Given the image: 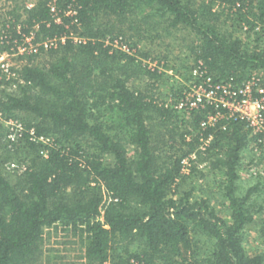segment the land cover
I'll return each mask as SVG.
<instances>
[{
  "label": "trees",
  "instance_id": "trees-1",
  "mask_svg": "<svg viewBox=\"0 0 264 264\" xmlns=\"http://www.w3.org/2000/svg\"><path fill=\"white\" fill-rule=\"evenodd\" d=\"M160 29L187 31L178 46L190 51L188 75L201 62L216 81L264 76V0H0V53H15L28 36L66 37L43 66L39 52L25 51L21 64L0 68V264H43L46 231L59 226L81 231L85 264L112 256V264H264V253L244 244L258 211L264 232V196L250 202L264 193V166L255 186L238 192L242 171L264 165V131L226 117L203 125L227 110H178L187 85L112 44L121 37L149 57L144 46ZM11 120L22 131L4 124ZM32 130L48 143L32 140ZM249 150L263 159L254 152L246 162ZM201 166L220 177L229 220L194 195L188 181L206 176ZM194 233L208 245L201 256Z\"/></svg>",
  "mask_w": 264,
  "mask_h": 264
},
{
  "label": "rangeland",
  "instance_id": "rangeland-1",
  "mask_svg": "<svg viewBox=\"0 0 264 264\" xmlns=\"http://www.w3.org/2000/svg\"><path fill=\"white\" fill-rule=\"evenodd\" d=\"M161 28H163V26H161ZM185 34H187V31L185 30L173 31V33L161 30L160 35L154 39V42L151 45H142V47L144 46L145 49L149 51L151 57L140 56L135 52L136 49L131 51L138 59L143 62V65L147 68L153 69L158 67L161 71H164L168 75L173 76L172 82H180L181 84L188 85L193 80L194 70L197 69L198 66L194 63L195 65H192L189 75L185 73V68H182V65H185V63L187 64L186 55L190 54L189 50L180 48V46H178V43L180 41L178 40V38L183 37ZM116 40L120 41L121 37L116 38ZM160 52L162 53V55H165L167 57V59L162 60L161 63H159L158 59H152L155 54ZM55 56V54L50 55L47 49L39 51V55L35 63L43 66L45 63H48L52 59H54ZM5 62H8L10 66L21 64V61L17 59V55H12L11 57L6 58ZM180 67L182 70L180 71L182 72V75L177 73ZM12 123H16V121L11 120L9 122H4L5 125H11ZM12 127H14L13 124L10 129H12ZM254 152L250 150L249 152H247V159H245L246 162L249 161V156H251L252 154L254 155ZM255 153L257 154V158L263 159L261 158L259 152ZM189 165L190 163L188 162V165H186V168L184 170L186 174H189ZM253 166L254 165L250 166L251 170ZM263 166L264 165L257 166V173H263ZM201 168L206 173V176H199L198 178L191 177V179H189L188 181L192 182V184L196 187L194 195L197 197L209 198L211 205L216 207L218 213L229 220L230 210L227 207V201L223 198L221 189L215 183L216 178L220 177H218L216 173L210 172L207 167L201 166ZM251 170L242 171V177L238 184V192H240L239 194L245 195L249 191V189L255 186V184L257 183V179L254 177V174L251 175ZM263 196V192L256 191L251 195L250 202L254 199L255 202H258V200L262 199ZM105 200H109L107 194H105ZM256 208L257 206H255V208H252V210ZM262 218L263 213H261L260 211L255 213V222L252 223L245 231L244 244L247 251L250 253H264V232ZM193 238L195 244L193 251L194 253H196V256H201L205 248L208 247V245L204 244L206 242L205 237L202 236L201 233H194ZM83 240L84 236L82 235L81 231H67L64 230L61 226L52 228L50 229V231H46L45 241L43 245V264H85V258L83 257ZM138 245L139 243H134L132 244L131 248L133 250L139 249ZM209 245H211V243H209ZM121 249L122 245H119L116 253H120ZM113 261L117 262L118 259H115L112 256L107 262H110L112 264L114 263Z\"/></svg>",
  "mask_w": 264,
  "mask_h": 264
},
{
  "label": "built area",
  "instance_id": "built-area-1",
  "mask_svg": "<svg viewBox=\"0 0 264 264\" xmlns=\"http://www.w3.org/2000/svg\"><path fill=\"white\" fill-rule=\"evenodd\" d=\"M32 5V4H30ZM55 11V8H53ZM60 18H58V21ZM76 43L84 42L85 39L77 36H70ZM61 42L66 40V37L59 39ZM58 39L49 40L42 43H34L32 41V36L26 38L25 44L19 46L18 49L13 54L0 53V68L9 72L11 67L5 59L11 57L12 55H18L25 51L28 52H39L40 48L43 47L44 50H48L51 47H57ZM33 43V44H32ZM109 43L110 40H109ZM31 44V45H30ZM114 47L131 51L130 48L120 41L112 42ZM30 45V46H29ZM198 68L194 70L193 80L187 85L183 92V97L180 101L174 105L178 110H193L200 107L206 108L207 105H215L216 110L223 107L227 110L226 113L221 114L219 111L216 115L209 114L208 120L203 123L214 124L219 118H235L245 120L247 126L252 129L254 133L264 131V76L262 73L254 72L246 80L238 82L235 80L229 81H216L212 77H206V72L201 68V62L197 65ZM171 101V100H170ZM227 115V116H226ZM15 133L22 131V126L17 123H12ZM11 124V126H12ZM15 133L12 134V138L15 137ZM32 140L36 142H42L47 144L49 139L44 136H37L32 130ZM41 153L46 156V151H41ZM194 157V155H192ZM188 160H184V170L186 165H188ZM251 170V169H250ZM258 167L254 165L250 171L254 175L257 174ZM111 264L110 262H107ZM106 263V264H107Z\"/></svg>",
  "mask_w": 264,
  "mask_h": 264
},
{
  "label": "crops",
  "instance_id": "crops-1",
  "mask_svg": "<svg viewBox=\"0 0 264 264\" xmlns=\"http://www.w3.org/2000/svg\"><path fill=\"white\" fill-rule=\"evenodd\" d=\"M242 176V175H241Z\"/></svg>",
  "mask_w": 264,
  "mask_h": 264
}]
</instances>
